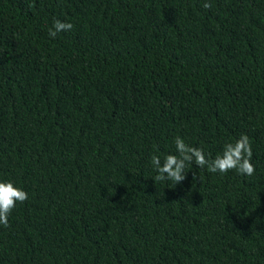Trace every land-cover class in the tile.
Segmentation results:
<instances>
[{"label":"trees","instance_id":"obj_1","mask_svg":"<svg viewBox=\"0 0 264 264\" xmlns=\"http://www.w3.org/2000/svg\"><path fill=\"white\" fill-rule=\"evenodd\" d=\"M204 2L0 0V264H264V0ZM242 134L252 176L153 179Z\"/></svg>","mask_w":264,"mask_h":264},{"label":"clouds","instance_id":"obj_2","mask_svg":"<svg viewBox=\"0 0 264 264\" xmlns=\"http://www.w3.org/2000/svg\"><path fill=\"white\" fill-rule=\"evenodd\" d=\"M211 3L205 0L203 7L211 8ZM73 28L71 23L54 21V26L49 29V36L55 38L58 32L68 31ZM176 153L164 156L163 162L159 155L153 154L151 164L158 173L153 177L155 181H173L176 184L186 178L185 169L188 164L195 163L199 168L207 167L211 173H227L236 170L240 175L252 176L255 166L252 163L253 149L248 135L242 134L235 142L225 143L223 152L214 159L206 157L202 148L190 146L180 136L174 139ZM28 199V193L14 185L11 180H0V225L9 226V214L15 208L16 203H23Z\"/></svg>","mask_w":264,"mask_h":264}]
</instances>
